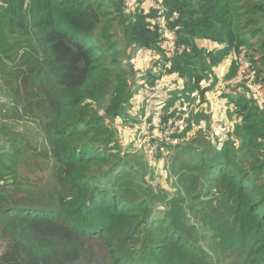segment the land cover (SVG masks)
I'll use <instances>...</instances> for the list:
<instances>
[{
	"label": "trees",
	"instance_id": "obj_1",
	"mask_svg": "<svg viewBox=\"0 0 264 264\" xmlns=\"http://www.w3.org/2000/svg\"><path fill=\"white\" fill-rule=\"evenodd\" d=\"M142 3L0 0V70L16 84L12 103L23 101L24 113L40 121L41 155L54 178L47 194L35 183L36 194L28 186L21 198L9 193L18 182L15 163L0 158L10 171L0 176V264L89 263L94 242L109 264H264V106L255 93L223 95L240 121L235 140L209 142L201 156L195 146L202 142L189 135L202 115L188 117L170 143L132 142L134 153H125L116 129L159 78L154 66L140 77L138 53H159L171 64L168 74L184 81L164 102V130L177 102L204 103L236 76L235 62L222 79L216 72L230 56L264 54V0H164L176 35L171 58L159 45L157 12L145 13ZM259 71L257 87L264 85V56ZM149 154L175 157L171 189L156 184Z\"/></svg>",
	"mask_w": 264,
	"mask_h": 264
},
{
	"label": "rangeland",
	"instance_id": "obj_2",
	"mask_svg": "<svg viewBox=\"0 0 264 264\" xmlns=\"http://www.w3.org/2000/svg\"><path fill=\"white\" fill-rule=\"evenodd\" d=\"M134 1L135 0H128V3L130 5L132 3L133 5ZM199 44L211 49L216 47L214 44L203 42H199ZM166 53L169 54V51L164 50V54L167 57ZM151 54L146 51L140 52L134 59L136 61L139 59L135 67L136 70L141 73L140 77L146 74V67L152 65V67L154 66L155 68V63L158 60L157 58L150 60ZM263 56V53L250 54L247 51H244L239 57L236 55L230 56L221 64L220 69L218 68L216 71L218 76H222L227 73V70H230L233 62L237 64V74L229 81V86L227 87L223 82H220L214 90L211 91L215 95L213 97L207 95V100L204 103L198 100L195 103L183 107L180 102H177L173 107L174 110H178L177 118L170 119L164 130L160 127L162 108L169 93L181 91L178 90L180 81H175L165 74L161 81V83H163L161 88L157 89L153 85L146 87L141 95L133 101L130 122L127 125L122 121L116 124V129L118 128L117 132L119 130L118 137L120 138V142H122L125 153L135 152L132 148V142L139 148L153 139L156 141L161 139V141L170 143L180 127H188L187 118L195 115H202L206 118L195 127L196 131L199 129V131L201 130L203 133H196V131H193L189 135V138H195V141H198L197 139L199 137L202 142V144L195 146L197 150L196 155L201 156L205 153L204 149L206 147L211 149L208 145L209 142L224 143L229 138L235 140V133H237V131H235V133L233 132L240 121H238L237 117L233 115V112L229 110L227 100L226 102L222 101L225 100L223 95H235L237 92L239 93L247 89L250 92L248 95L251 97V93L255 92L254 88L258 86L256 85V81L259 79V69L262 64ZM8 83V77L4 76L0 70V158L6 165H10L14 162V169L18 175V182H15V186L9 188V193L13 192L18 194L21 198H25L22 190L30 191V189L25 188L29 186L34 189L36 194L37 186L35 183H38V187L43 186L40 193L44 192L47 194V186L50 182H53L54 178L52 163L41 155L46 149V137L39 128L40 121L35 118H30L24 113V102L20 100L15 104L12 103L13 91L16 84L13 80L10 81L9 84ZM140 83L143 84L144 80L141 79ZM133 120H137V122ZM227 128L230 133L226 135L225 130H227ZM171 131L172 134L170 135L169 132ZM239 135V145H246L248 143L247 138L242 134ZM242 137H244L245 141L241 143ZM125 146L128 147L126 148ZM147 146H149V143ZM157 148L158 144H154L153 151L155 154H157ZM141 152L142 151L139 153ZM154 156L149 154V156L146 157L153 167L152 173H155L156 184H161L166 189H171V183L168 182L167 177L168 174L170 177L172 162L175 157H171V154H168L161 160H156ZM154 162L157 164L160 163L159 168L154 167ZM8 174H10V171L4 166H0V176H6ZM175 181L176 179L174 183ZM28 182L31 184L27 185ZM40 193L35 196V200L39 201ZM5 247L6 241L0 231V252H3ZM90 250L94 253L93 261L89 263L81 262L79 264H109V259H107L105 255V249L100 243H92ZM222 264L236 263L228 260L227 263Z\"/></svg>",
	"mask_w": 264,
	"mask_h": 264
},
{
	"label": "built area",
	"instance_id": "obj_3",
	"mask_svg": "<svg viewBox=\"0 0 264 264\" xmlns=\"http://www.w3.org/2000/svg\"><path fill=\"white\" fill-rule=\"evenodd\" d=\"M153 10L157 12V16L155 17L154 24L160 28L163 39V41L159 45L161 48L163 47L165 50L169 51V54L166 53V55L168 58H171L176 51L175 31L169 28L168 21L165 16V9L163 7V3L162 5L161 4L154 5ZM157 60L158 61H156L155 63L156 65L154 70L155 72L158 73L159 78L156 80L153 86L159 89L163 86V83H161V81L163 80L162 78L164 77V75L167 74L168 77L170 76V74H168V71L171 69V64L169 62H165L162 58H158ZM183 87H184V82H180L178 90H182ZM254 91H255L254 92L255 95L260 99L261 103L264 106V85L254 88ZM169 134L171 135L172 131L169 132Z\"/></svg>",
	"mask_w": 264,
	"mask_h": 264
},
{
	"label": "crops",
	"instance_id": "obj_4",
	"mask_svg": "<svg viewBox=\"0 0 264 264\" xmlns=\"http://www.w3.org/2000/svg\"><path fill=\"white\" fill-rule=\"evenodd\" d=\"M163 1L164 0H143V4L141 5V9L142 10H145V13H147L148 11H149V9L150 10H152L153 9V6L154 5H159V4H161L162 5V3H163ZM163 48V47H162ZM164 49V48H163ZM165 50V49H164ZM163 50V51H164ZM142 52H144V51H142ZM141 52V53H142ZM146 52H149L150 54H151V58H150V60H154L155 58H159V57H161V55L159 54V53H157V52H154V51H146ZM162 58V57H161ZM139 60V59H138ZM137 60V61H138ZM136 61V62H137ZM151 67H152V65L150 66V67H146L147 69H151ZM170 78H172V79H174L175 81H180V82H184L183 80H180L179 78H178V76L177 75H174V74H172V75H170ZM223 78V75L221 76V78L220 79H222ZM227 87L229 86L228 85V83L229 82H223ZM228 90V89H227ZM226 92V91H225ZM215 94L214 93H212V92H210L209 93V96L210 97H213ZM221 101V100H220ZM222 101H224V102H226V99L225 100H222Z\"/></svg>",
	"mask_w": 264,
	"mask_h": 264
}]
</instances>
